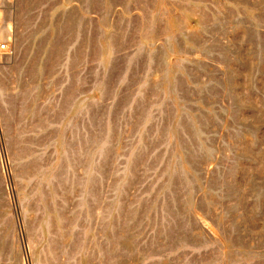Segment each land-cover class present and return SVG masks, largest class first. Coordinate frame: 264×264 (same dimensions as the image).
Here are the masks:
<instances>
[{
  "label": "rangeland",
  "instance_id": "374dc122",
  "mask_svg": "<svg viewBox=\"0 0 264 264\" xmlns=\"http://www.w3.org/2000/svg\"><path fill=\"white\" fill-rule=\"evenodd\" d=\"M0 264H264V0H0Z\"/></svg>",
  "mask_w": 264,
  "mask_h": 264
},
{
  "label": "built area",
  "instance_id": "2783aa9c",
  "mask_svg": "<svg viewBox=\"0 0 264 264\" xmlns=\"http://www.w3.org/2000/svg\"><path fill=\"white\" fill-rule=\"evenodd\" d=\"M11 45L7 41L0 40V54L7 53L10 51Z\"/></svg>",
  "mask_w": 264,
  "mask_h": 264
}]
</instances>
